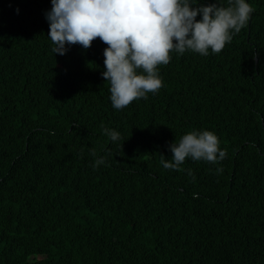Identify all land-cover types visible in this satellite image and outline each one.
Here are the masks:
<instances>
[{"label": "trees", "instance_id": "16d2710c", "mask_svg": "<svg viewBox=\"0 0 264 264\" xmlns=\"http://www.w3.org/2000/svg\"><path fill=\"white\" fill-rule=\"evenodd\" d=\"M247 2L220 53L171 54L159 91L116 110L105 43L54 54L51 0H0V264H264V0ZM194 130L226 157L165 169Z\"/></svg>", "mask_w": 264, "mask_h": 264}, {"label": "clouds", "instance_id": "9594fccd", "mask_svg": "<svg viewBox=\"0 0 264 264\" xmlns=\"http://www.w3.org/2000/svg\"><path fill=\"white\" fill-rule=\"evenodd\" d=\"M253 11L247 0H227V6L222 0H51L45 19L54 54L65 55L76 44L87 49L96 38L107 45L101 76L110 83L112 107L121 110L159 91L163 81L158 66L167 65L171 54L220 53ZM103 131L112 142L121 139L114 129ZM219 144L214 132H188L169 146L171 161H162L163 167L179 170L186 158L216 164L227 154ZM105 160L101 156L93 166Z\"/></svg>", "mask_w": 264, "mask_h": 264}]
</instances>
